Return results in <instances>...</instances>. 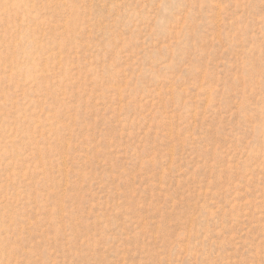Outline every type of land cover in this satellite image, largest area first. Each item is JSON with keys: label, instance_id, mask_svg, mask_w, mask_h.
Returning <instances> with one entry per match:
<instances>
[{"label": "rangeland", "instance_id": "1", "mask_svg": "<svg viewBox=\"0 0 264 264\" xmlns=\"http://www.w3.org/2000/svg\"><path fill=\"white\" fill-rule=\"evenodd\" d=\"M0 264H264V0H0Z\"/></svg>", "mask_w": 264, "mask_h": 264}]
</instances>
